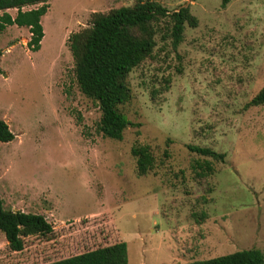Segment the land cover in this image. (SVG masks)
Listing matches in <instances>:
<instances>
[{"label":"rangeland","instance_id":"374dc122","mask_svg":"<svg viewBox=\"0 0 264 264\" xmlns=\"http://www.w3.org/2000/svg\"><path fill=\"white\" fill-rule=\"evenodd\" d=\"M158 1L190 6L199 24L177 49L159 36L155 55L130 74L133 124L122 140L98 132L100 107L76 82L67 40L92 12L135 0H51L37 51L26 26L0 33V118L15 133L0 142V194L6 208L44 214L55 229L18 252L0 231V264H44L121 241L128 264L264 250V105L248 104L264 87V0ZM145 143L161 164L142 176L131 149ZM205 160L214 171L199 176Z\"/></svg>","mask_w":264,"mask_h":264},{"label":"trees","instance_id":"16d2710c","mask_svg":"<svg viewBox=\"0 0 264 264\" xmlns=\"http://www.w3.org/2000/svg\"><path fill=\"white\" fill-rule=\"evenodd\" d=\"M49 1L0 0V11H3L0 33L11 25L26 26L31 32L29 48L39 50L45 35L42 17L49 10ZM231 1L222 0V5L225 7ZM11 8L18 10L16 16L7 12ZM198 24L199 20L190 6L171 11L158 0H135L132 5L94 11L87 26L71 32L67 44L75 63L76 82L81 92L97 103L101 110L98 132L116 140L124 138L125 130L133 124L125 111L134 96L130 74L155 55L159 36L177 49L184 40L186 27H197ZM1 55L0 50V58ZM0 72H3L1 66ZM248 104L264 105V87ZM14 138L10 124L0 118V142H9ZM188 148L219 161L226 156L211 147L189 144ZM131 152L139 175H147L161 164L150 144H135ZM198 167L201 168L199 176L214 171L209 160L199 163ZM54 230V225L44 214L6 208L0 194V231L5 234L11 251L23 250L29 236H47ZM44 264H128L127 243L116 242ZM179 264H264V250L251 247Z\"/></svg>","mask_w":264,"mask_h":264},{"label":"crops","instance_id":"0c3cea01","mask_svg":"<svg viewBox=\"0 0 264 264\" xmlns=\"http://www.w3.org/2000/svg\"><path fill=\"white\" fill-rule=\"evenodd\" d=\"M50 3H51V0L49 1V4H50ZM49 9H50V7H49ZM48 11H49V10H48ZM47 13H48V12H47ZM47 13H46V14H47ZM42 18H43V17H42ZM24 211H25V210H24ZM27 212H28V211H27ZM13 252H18V251H13Z\"/></svg>","mask_w":264,"mask_h":264}]
</instances>
